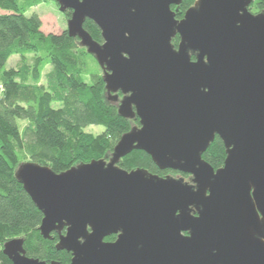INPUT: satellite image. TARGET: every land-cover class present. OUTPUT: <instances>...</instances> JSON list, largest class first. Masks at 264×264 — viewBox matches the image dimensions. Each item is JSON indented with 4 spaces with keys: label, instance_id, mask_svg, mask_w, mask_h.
Wrapping results in <instances>:
<instances>
[{
    "label": "water",
    "instance_id": "water-1",
    "mask_svg": "<svg viewBox=\"0 0 264 264\" xmlns=\"http://www.w3.org/2000/svg\"><path fill=\"white\" fill-rule=\"evenodd\" d=\"M51 1L72 11L69 36L103 69L108 100L123 95L118 114L140 127L105 159L61 174L18 168L41 235L59 234L70 264H264V12H250L253 0H197L178 20L184 0ZM216 137L226 150L218 170L203 159ZM133 151L190 181L122 169ZM3 253L48 264L27 257L22 239Z\"/></svg>",
    "mask_w": 264,
    "mask_h": 264
},
{
    "label": "trees",
    "instance_id": "trees-1",
    "mask_svg": "<svg viewBox=\"0 0 264 264\" xmlns=\"http://www.w3.org/2000/svg\"><path fill=\"white\" fill-rule=\"evenodd\" d=\"M46 1L0 0V264H10L2 248L15 239L24 240L29 258L57 264L72 261L70 253L56 249L57 234L51 239L41 235L43 214L16 179L18 168L32 162L61 174L105 159L122 136L139 124L120 116L116 104L108 100L103 69L79 39L71 38L67 30L46 34L37 14L26 16ZM196 1L184 0L174 9H178L176 18L183 19ZM249 10L263 13L264 0H253ZM65 15L68 21L72 11ZM84 28L103 43L92 21L87 20ZM173 44L178 47L179 38ZM14 57L20 61L17 67H9ZM90 126H102L104 132L87 133ZM203 159L215 170L224 166L226 150L219 137ZM119 166L126 171L164 173L143 151H133ZM115 239L110 236L105 241Z\"/></svg>",
    "mask_w": 264,
    "mask_h": 264
},
{
    "label": "rangeland",
    "instance_id": "rangeland-1",
    "mask_svg": "<svg viewBox=\"0 0 264 264\" xmlns=\"http://www.w3.org/2000/svg\"><path fill=\"white\" fill-rule=\"evenodd\" d=\"M33 14H37L42 21V30L46 34H61L65 30H67V18L66 15L61 13L59 7L56 5L54 1L48 0L41 5L31 9L26 13L27 17H31ZM20 61L19 57H14L9 61V67H17ZM87 133H91L94 135H101L104 132V128L102 126H90L86 129ZM162 171V170H161ZM164 173L158 174L161 177L170 176L175 179L184 178L186 181L188 180V176H183L179 172L176 171H162ZM1 249V248H0Z\"/></svg>",
    "mask_w": 264,
    "mask_h": 264
},
{
    "label": "flooded vegetation",
    "instance_id": "flooded-vegetation-1",
    "mask_svg": "<svg viewBox=\"0 0 264 264\" xmlns=\"http://www.w3.org/2000/svg\"><path fill=\"white\" fill-rule=\"evenodd\" d=\"M176 7H174L173 9H175ZM178 20H182V19H178ZM68 22V21H67ZM176 38H179V43H180V37L179 36H177ZM119 96H120V100H118L117 102H114V104H116V106L118 107V105L120 104V101L122 100V98H123V95L121 94V93H119ZM129 120H131V121H133V122H139V124H140V121H139V119H138V117L136 116V118L135 119H129ZM139 124H137L136 126H138V127H140V125ZM180 174H182V173H180ZM183 176H188V180L190 181V179H191V176L190 175H186V174H182ZM182 178V177H181ZM182 179H184V178H182ZM185 180V179H184ZM186 181V180H185ZM189 181H186V182H189ZM65 232H66V230H64L63 231V234H65ZM53 234H57V233H52L51 235H53ZM58 235V242H59V234H57ZM185 235H188V233H185ZM113 236H116V235H113ZM116 239H117V236H116ZM116 239H115V241H116ZM115 241H113V242H115ZM2 251H3V248H2ZM4 254V253H3ZM71 254V253H70ZM72 255V254H71ZM5 256V255H4ZM26 256H27V254H26ZM7 257V256H6ZM28 257V256H27ZM8 258V257H7ZM8 260H9V262H10V264H13L11 261H10V259L8 258ZM48 264H50V263H48Z\"/></svg>",
    "mask_w": 264,
    "mask_h": 264
}]
</instances>
